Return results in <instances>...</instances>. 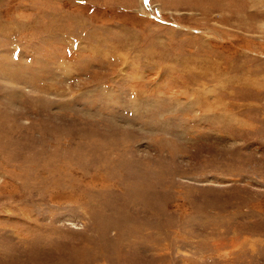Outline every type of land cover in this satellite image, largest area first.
I'll return each instance as SVG.
<instances>
[{"label": "rangeland", "instance_id": "1", "mask_svg": "<svg viewBox=\"0 0 264 264\" xmlns=\"http://www.w3.org/2000/svg\"><path fill=\"white\" fill-rule=\"evenodd\" d=\"M0 264H264V0H0Z\"/></svg>", "mask_w": 264, "mask_h": 264}]
</instances>
